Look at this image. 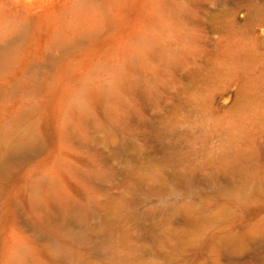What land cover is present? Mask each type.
Wrapping results in <instances>:
<instances>
[{"label":"rangeland","instance_id":"rangeland-1","mask_svg":"<svg viewBox=\"0 0 264 264\" xmlns=\"http://www.w3.org/2000/svg\"><path fill=\"white\" fill-rule=\"evenodd\" d=\"M0 264H264V0H0Z\"/></svg>","mask_w":264,"mask_h":264}]
</instances>
